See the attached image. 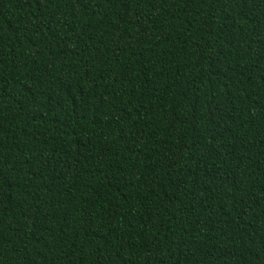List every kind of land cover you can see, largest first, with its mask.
I'll return each instance as SVG.
<instances>
[{
    "label": "trees",
    "instance_id": "obj_1",
    "mask_svg": "<svg viewBox=\"0 0 264 264\" xmlns=\"http://www.w3.org/2000/svg\"><path fill=\"white\" fill-rule=\"evenodd\" d=\"M0 264H264V0H0Z\"/></svg>",
    "mask_w": 264,
    "mask_h": 264
}]
</instances>
